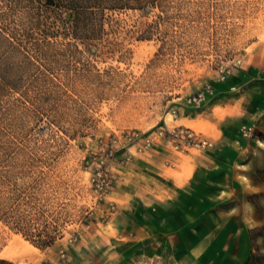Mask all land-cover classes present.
Returning <instances> with one entry per match:
<instances>
[{
  "label": "rangeland",
  "instance_id": "1",
  "mask_svg": "<svg viewBox=\"0 0 264 264\" xmlns=\"http://www.w3.org/2000/svg\"><path fill=\"white\" fill-rule=\"evenodd\" d=\"M26 5L0 0V259L203 264L180 258L198 246L209 249L202 254L209 264H262L264 191L249 195L255 219L244 241L232 245L191 232L164 246L153 241L146 217L164 199L165 176L178 174L171 167L182 159L189 172L186 152L216 144L226 130L246 140L243 148L230 144L246 157L252 138L264 137L260 108L239 116L236 98L252 89L251 102L264 104L262 83L251 78L264 68V0H152L105 9L83 39L62 27L46 36ZM261 168L252 172L257 179H264ZM5 211L20 215L25 230ZM166 214L183 224L176 209ZM39 231L53 241L39 246Z\"/></svg>",
  "mask_w": 264,
  "mask_h": 264
},
{
  "label": "crops",
  "instance_id": "2",
  "mask_svg": "<svg viewBox=\"0 0 264 264\" xmlns=\"http://www.w3.org/2000/svg\"><path fill=\"white\" fill-rule=\"evenodd\" d=\"M251 73V78L259 77L262 83L263 88L258 94L260 101L264 103V68ZM253 96L252 89L236 96L242 102L239 116L256 114V110L260 108L258 128L264 135V104L258 107L255 101L251 102ZM233 141L239 142V145ZM245 141L242 136L233 140L225 130L218 136L216 144L212 142L209 146L198 149L193 155L186 152V156L192 157L189 172H182V159H179L181 163L171 167L177 170L178 174L174 177L165 176L164 199L156 201L159 206L152 204L147 210L149 218L146 217V226L152 229L150 236L153 241L157 243L158 239H161L158 242L165 246L168 244L167 238L169 240L176 235L184 238L191 232L200 237L230 238L231 245L233 239L244 241L249 235L251 220L255 219L249 195L264 191V179H257L252 175L255 167L264 169V162L259 163L256 160L260 156L259 152L262 153V158L264 157V137L252 138L255 144L251 146L246 157L243 151L231 152V143L232 146L234 144L243 148L247 146ZM168 162L169 158L165 157V165ZM261 200L264 202V196H261ZM167 209H176L183 224L176 225L172 216L166 214ZM139 233L137 230V234ZM146 236H149V233ZM175 245L181 246L182 243L178 241ZM226 252L233 254L228 250ZM206 253H209V249L205 251L197 246L183 250L180 258L188 256L186 258L191 262L200 260L203 264H209L210 259L203 256ZM243 262L235 263L231 259L226 264Z\"/></svg>",
  "mask_w": 264,
  "mask_h": 264
},
{
  "label": "trees",
  "instance_id": "3",
  "mask_svg": "<svg viewBox=\"0 0 264 264\" xmlns=\"http://www.w3.org/2000/svg\"><path fill=\"white\" fill-rule=\"evenodd\" d=\"M28 6L31 20L39 27L45 26L46 36L56 33L62 27L68 35L83 39L88 29L101 24L105 9L136 8L144 4H150L152 0H24ZM52 13V15H50ZM52 29H56L55 31ZM5 38L0 30V41ZM2 79V75L0 74ZM1 198V195H0ZM0 200V204H1ZM3 209V208H2ZM5 217L15 223L16 227L25 230L21 225V216L17 213H3ZM37 242L39 246H46L53 241V236L44 231H39ZM264 264V256L261 257ZM6 259H0V264H9Z\"/></svg>",
  "mask_w": 264,
  "mask_h": 264
}]
</instances>
